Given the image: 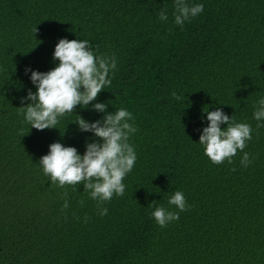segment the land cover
<instances>
[{"label":"trees","instance_id":"obj_1","mask_svg":"<svg viewBox=\"0 0 264 264\" xmlns=\"http://www.w3.org/2000/svg\"><path fill=\"white\" fill-rule=\"evenodd\" d=\"M187 3L204 10L181 27L174 0H0V264H264V120L254 118L264 98V0ZM64 38L115 56L112 83L92 104L126 109L137 129L124 195L103 203L104 216L83 183L53 185L40 159L56 142L83 155L99 138L74 121L107 113L77 105L40 131L21 108L37 92L26 69L57 67ZM218 108L253 130L232 163H212L199 143L204 109ZM176 191L186 211L169 205ZM161 206L179 220L159 226L152 213Z\"/></svg>","mask_w":264,"mask_h":264},{"label":"clouds","instance_id":"obj_2","mask_svg":"<svg viewBox=\"0 0 264 264\" xmlns=\"http://www.w3.org/2000/svg\"><path fill=\"white\" fill-rule=\"evenodd\" d=\"M175 24L183 27L185 21L196 17L203 12V4L190 6L187 0H174ZM161 21L168 19L166 9L159 13ZM37 32V29L35 30ZM59 64L48 72L31 71V81L36 86L37 92L29 90L27 97L32 103L21 107L25 120L32 128L43 131L56 128L58 117L70 113L77 105L88 108L106 86L112 81L109 73L117 67L115 56H95L88 40L61 39L55 47L53 56ZM172 96L177 100L182 97L174 91ZM22 100V102H23ZM92 107L97 112L107 113L102 120L90 123L79 116L74 121L83 132H91L99 138L98 142L88 143L83 155L75 147H65L56 142L50 145L49 154L40 159L45 175L50 176L51 182H57L60 187L65 185L84 184L93 200H97L100 215H107L108 209L101 207L104 202L110 201L113 195L123 196L125 176L132 171L137 156L134 147L128 142L131 134L137 129L130 120L132 113L124 108L108 112L106 103H95ZM204 111L210 122L200 136L199 143L205 148V155L214 164H222L225 160L232 163V157L237 150L243 151L246 141L252 139V128L246 123H236L224 113L223 109ZM257 121L264 120V98L258 101L254 112ZM226 124L227 127H221ZM264 125L257 124V128ZM23 135V129H21ZM251 163L250 154L245 152L241 164L248 167ZM235 171V169H232ZM82 204L83 201L81 200ZM169 205H174L179 212L187 210L184 194L176 191L168 200ZM69 207L67 193L63 209ZM179 212L168 211L164 207H157L152 213L157 224L166 227L174 220H179ZM89 218L85 216V222Z\"/></svg>","mask_w":264,"mask_h":264}]
</instances>
